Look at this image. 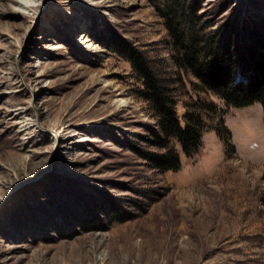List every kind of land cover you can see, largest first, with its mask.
<instances>
[{
	"label": "rangeland",
	"instance_id": "rangeland-1",
	"mask_svg": "<svg viewBox=\"0 0 264 264\" xmlns=\"http://www.w3.org/2000/svg\"><path fill=\"white\" fill-rule=\"evenodd\" d=\"M167 1L0 0V264H264L262 107L227 105L178 67ZM188 1L219 42L264 36V0ZM124 43L181 125L204 120L190 157L161 133ZM160 140L177 170L140 155Z\"/></svg>",
	"mask_w": 264,
	"mask_h": 264
},
{
	"label": "trees",
	"instance_id": "trees-1",
	"mask_svg": "<svg viewBox=\"0 0 264 264\" xmlns=\"http://www.w3.org/2000/svg\"><path fill=\"white\" fill-rule=\"evenodd\" d=\"M193 11L194 5L188 0H169L166 4L178 67L189 71L225 104L245 107L257 102L264 115V36H255L251 44L243 42L233 47L231 40L219 42L216 35L210 36L203 33V28H197ZM114 49L141 78V97L158 117L161 133L175 138L184 155L190 157L200 147L204 120L199 114L185 112L181 125L173 94L161 83L144 54L129 43ZM225 132L221 138L227 142L229 131L225 129ZM158 146L164 151H141L140 155L158 171L177 170L180 160L175 149L165 140H160Z\"/></svg>",
	"mask_w": 264,
	"mask_h": 264
},
{
	"label": "bare ground",
	"instance_id": "bare-ground-1",
	"mask_svg": "<svg viewBox=\"0 0 264 264\" xmlns=\"http://www.w3.org/2000/svg\"><path fill=\"white\" fill-rule=\"evenodd\" d=\"M24 4H21V2L19 0H14V2L16 3V5L23 7L25 9L26 5H28L29 3L31 4H35L36 2H39L40 0H23ZM82 35V34H81ZM82 38H84L83 40H88L86 38V35H83ZM84 43V42H83ZM86 44V43H85ZM87 46V45H86ZM122 100V99H121Z\"/></svg>",
	"mask_w": 264,
	"mask_h": 264
}]
</instances>
